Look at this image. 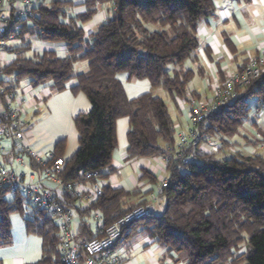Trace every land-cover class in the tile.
<instances>
[{
  "label": "trees",
  "instance_id": "16d2710c",
  "mask_svg": "<svg viewBox=\"0 0 264 264\" xmlns=\"http://www.w3.org/2000/svg\"><path fill=\"white\" fill-rule=\"evenodd\" d=\"M37 0L33 13L22 22V45L10 53L30 51L34 39L62 43L66 56L43 51L29 58L17 57L3 72L16 88L27 79L30 87L50 84L56 93L68 84L72 94L81 92L90 108L74 117L78 149L65 162L57 178L66 185L86 183L87 173H96L105 181L112 173L111 154L116 147L115 123L127 118L128 159L165 158L167 186L162 188L164 209L160 215L148 210L145 218L123 228L114 245L126 242L138 231L145 233L169 253L178 264H264V156L236 151L229 155L200 154L199 146L212 140L223 151L249 112L250 100L264 106V73L237 90L236 98L199 124L203 135L195 150L175 157L173 122L166 104L153 91L162 89L170 97H183L192 71L179 69L198 48V24L215 14L213 0H84V12L71 17L69 0ZM99 5H111L112 14L93 33L80 25L96 14ZM157 26L158 30L148 26ZM86 62L84 72L75 73L74 65ZM175 69L172 71V69ZM125 73L128 81L147 80L150 91L128 99L117 75ZM64 141L55 146L47 160L50 166L61 157ZM194 154V161L183 157ZM143 179L156 178L143 170ZM11 198L8 199L7 195ZM133 192L102 187V194L82 211L91 218L97 210L103 226H109L134 207L125 208ZM68 203L74 200L65 195ZM79 210V209H77ZM24 218L28 234L41 238V258L35 264H62L58 250V229L42 210L27 201L25 195L9 187L0 189V247L11 244L9 216ZM82 232L87 224H80ZM100 238L96 234L91 237ZM83 239L77 236V241ZM241 245L245 250L239 252ZM1 264V262H0Z\"/></svg>",
  "mask_w": 264,
  "mask_h": 264
},
{
  "label": "crops",
  "instance_id": "0c3cea01",
  "mask_svg": "<svg viewBox=\"0 0 264 264\" xmlns=\"http://www.w3.org/2000/svg\"><path fill=\"white\" fill-rule=\"evenodd\" d=\"M69 1L72 3L68 11L69 16L74 17L84 12V0ZM213 5L215 14L201 21L197 26L198 48L179 68L192 71L185 95L172 98L165 91L163 93L162 89L153 91L155 96L168 98L166 107L173 122L175 141L180 132L190 127L188 100L193 98L198 103H202L213 94L214 88L221 84L227 75L241 71L250 59L264 51V0H213ZM108 15H110L109 7L99 5L91 20L80 26L86 34L93 33L96 27L107 20ZM33 41L35 54L51 51L59 58L67 54L62 43L30 40L31 43ZM11 54L13 53L9 52L1 56L7 66L15 59ZM86 67L87 65H82L81 62L76 63L75 73L84 72ZM174 70L173 68L172 71ZM117 79L130 100L150 91L147 80L128 81L125 73L118 74ZM73 84L74 81H71L68 88L60 93L54 92L50 84L36 87L34 99L28 95V89L20 91L19 83L16 86L28 99V126L18 147L15 143L3 142L2 160L5 166L14 170L17 175L23 174L25 181L29 177H32L34 182L44 179L45 175L40 171L42 167L36 159L44 164L52 156L59 141H64L61 158L65 162L78 149V133L73 120L76 115L86 113L90 105L81 92L74 95L69 91V87ZM250 113L249 109L247 117L238 129L242 128L243 132L238 131L234 135H238V139L234 136L230 138L228 140L230 146L223 151L219 149L221 145L211 139L202 143L199 149L204 154L213 153L217 156L229 155L236 151L264 156V112L257 111L254 115ZM127 131V118L118 119L115 123L116 147L111 154L112 173L104 181V185L109 184L112 188H120L125 192L134 191V194L125 200V208H132L142 202L149 211L159 215L155 211L164 209L159 202L160 199L164 200L160 195L161 184L168 178L165 162L161 158L128 159ZM143 170L153 175L156 183L152 184L147 179H143ZM88 185V182L81 183L83 188H88ZM40 186L42 190L63 193L62 186L54 178H46ZM68 205L73 209L72 227L79 238L85 240L88 238L87 234L91 237L100 235L93 225L94 215L101 216L97 210L92 211L91 218L84 215L81 217L84 209L80 204L70 201ZM24 218L28 219V214ZM24 218L17 213L9 216L11 244L0 247L1 264H35L41 258V238L27 233ZM82 221L87 224L88 231H81ZM137 235L142 236L144 246L134 243L126 247V243ZM139 250L146 255L145 261H141V264H174L173 262L178 259L174 253L167 252L142 231H138L132 238L115 248L116 253L125 262L131 260L128 257L131 251Z\"/></svg>",
  "mask_w": 264,
  "mask_h": 264
},
{
  "label": "built area",
  "instance_id": "2783aa9c",
  "mask_svg": "<svg viewBox=\"0 0 264 264\" xmlns=\"http://www.w3.org/2000/svg\"><path fill=\"white\" fill-rule=\"evenodd\" d=\"M37 0H0V189L9 187L18 190L25 195L31 206L44 211L55 223L58 229V250L62 264H133L132 259L123 261L116 253L114 245L121 237L123 228L129 224L145 218L148 209L136 206L118 218L111 225L104 227L102 217L95 214L93 225L100 233V238L77 241V234L72 227L73 209L68 205L65 195L86 209L102 194L104 182L97 179L96 173H87L88 188H83L81 183L62 184L57 175L63 170L65 161L57 158L50 166L46 162L41 165L44 179L34 182L32 177L27 181L24 175H17L14 170L5 166L2 160L4 141L15 143L17 147L27 130L28 102L26 94L17 88H12L11 79L3 72L7 66L2 55L22 45L20 32L22 22L32 15ZM30 41V40H29ZM8 51V52H7ZM264 73V51L250 59L241 71L233 72L226 76L225 80L214 88L213 94L198 103L190 98L188 104L190 127L177 135L176 154L181 155L189 150H195L202 141L203 135L198 126L215 111L231 103L237 96V90L245 87ZM35 88H29L28 95L35 98ZM27 93V92H26ZM264 109V106L261 108ZM199 153L203 154L199 148ZM165 163L166 159L161 158ZM193 153L183 157L184 163L193 162ZM46 178H54L62 186L63 193L50 192L41 189V184ZM164 180L161 187L167 186Z\"/></svg>",
  "mask_w": 264,
  "mask_h": 264
},
{
  "label": "rangeland",
  "instance_id": "374dc122",
  "mask_svg": "<svg viewBox=\"0 0 264 264\" xmlns=\"http://www.w3.org/2000/svg\"><path fill=\"white\" fill-rule=\"evenodd\" d=\"M47 2H48V0L45 2V5H47ZM105 6L109 7L110 15H108L109 17H107V18H110L111 17V14H112V10H111L112 6L111 5H105ZM98 27H96L93 32H95L98 29ZM148 27L151 28V29L158 30V27L157 26L151 25V26H148ZM32 40H34V39H32ZM34 48H35V44H34V41H33V43H31V49H30V51H27V52H24V53H19V54L13 53V54H11V56L14 57V58H17V57H20V58H29V57H32L36 53ZM81 63H82V65H86V62H84V61H82ZM74 72H75V70H74ZM46 87H48V85ZM19 89H20V91L22 89H29V84H28V80L27 79L21 80L19 82ZM163 93H165V92L163 91ZM161 99L164 101L165 104H166V102L168 103V98L162 97ZM249 109H250V112H251L250 115H254L257 111L264 112V109L259 108L258 105H257V103H256V101L254 99L250 100ZM238 131H239V133H242L243 132L242 128H241V130H238ZM234 138L235 139H238V135L237 136H234ZM7 198L10 199L11 198V195L8 194L7 195ZM159 202L162 203V206L164 208V200L163 199H160ZM155 213L160 215L162 213V210L155 211ZM134 243H137L139 246H144V242L142 241V236L140 237V235H137L133 240H131L130 242L126 243L125 246L126 247H130ZM244 250H245V245H241L239 252H243ZM128 257L130 259H132V263L133 264H141V261H145V259H146V255L142 254V252H140V250L139 251H136V252L131 251L130 254H128ZM182 260H183V257H181V260H180V262L178 264H184Z\"/></svg>",
  "mask_w": 264,
  "mask_h": 264
}]
</instances>
